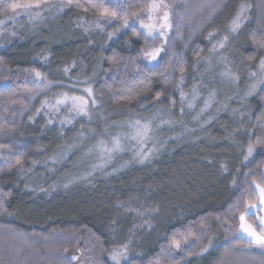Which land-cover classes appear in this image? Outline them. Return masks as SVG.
Returning <instances> with one entry per match:
<instances>
[{"label":"trees","instance_id":"obj_1","mask_svg":"<svg viewBox=\"0 0 264 264\" xmlns=\"http://www.w3.org/2000/svg\"><path fill=\"white\" fill-rule=\"evenodd\" d=\"M230 2L233 15L238 3L252 7L236 50L254 65L264 56V0ZM23 3L39 7L14 14L10 6ZM148 4L0 0V21L56 9L43 12V20H15L0 32V264H74L67 254L75 251L83 264H264V249L238 235L243 206L257 196L249 185L264 186V143L258 142L264 141V85L249 96L237 121L207 125L202 142L171 144L173 152L152 166L115 163L106 177L88 184L68 183L55 165L82 122L58 127L41 113L28 119L30 99L46 93V83L67 85L66 79L102 84L111 108L175 112L206 44L192 36L167 47L155 65L141 64L139 53L151 40L121 26L122 18L143 13ZM91 22L100 28H90ZM228 103L233 110L235 100ZM219 143L228 155L217 150L214 170L204 169L206 152ZM246 219L256 225L253 216Z\"/></svg>","mask_w":264,"mask_h":264},{"label":"rangeland","instance_id":"obj_2","mask_svg":"<svg viewBox=\"0 0 264 264\" xmlns=\"http://www.w3.org/2000/svg\"><path fill=\"white\" fill-rule=\"evenodd\" d=\"M106 1L115 5L123 0ZM153 2L154 0H149L147 8L139 14L138 19L136 16L127 18L126 26L123 23L125 18H122V29L129 28L142 34L146 40H151L150 43L146 42L144 50L139 53L138 60L141 64L147 67L155 65L167 47L180 42L186 44V40H193L192 36L206 44L203 54L193 61V83L188 84V90L179 91L180 105L175 112L165 113L160 108L148 111L142 108L125 109L122 106L111 108L102 84L82 83L81 79H66L67 85H63L64 81L57 84L46 83L44 86L47 92L30 99L31 104L26 110L29 120L41 113L48 124H56L58 127L82 122V128L73 136L72 144L62 151L61 158L55 164L60 170L58 172L63 170L62 177L70 184H88L94 179L104 178L110 172V166L115 163L136 162L142 166H152L153 161L161 160L173 152L171 144H181L184 147L186 143L190 145V142H202L203 137L199 136L207 125L218 120L230 123L237 121L240 113L247 108L249 96L264 85V71L260 69L264 56L253 65L236 50L241 41L238 33L251 18L250 4L238 3L233 15L234 8L230 0H163V4L168 5L167 8L150 12L149 6ZM155 2L159 3L160 0ZM52 10L56 9L35 10L30 17H21L27 16L21 12L3 18L0 21V32L8 23L20 18L29 22L43 20L45 16L42 13ZM165 13L168 15V27L162 28ZM48 15L52 16L53 13ZM237 15L240 16V26L233 31L232 25ZM142 24H154L155 29L150 34ZM89 27L100 28L99 22H91ZM245 33L244 46L248 44ZM156 49L160 51L155 59L146 55ZM244 71L246 73L243 75ZM32 80L37 82L36 85H42L40 78L33 77ZM53 88L58 90L52 91ZM229 100H235L233 110ZM225 114L229 115L226 117ZM145 124L150 126L151 131L149 138L141 143L136 138L137 129ZM114 138L120 142L118 148L114 147ZM210 148H213V152H206L207 159L204 163L201 162L204 169L209 171L215 168L211 160L216 156L217 150L228 155V147L222 143ZM142 153H147V156ZM201 165L198 167L202 171ZM215 174L219 177L218 173ZM202 179H207L205 174H202ZM248 216H253L257 224L259 211ZM239 229L240 220L238 235L249 242L248 237ZM67 256L74 264H83L80 251L68 252Z\"/></svg>","mask_w":264,"mask_h":264},{"label":"snow or ice","instance_id":"obj_3","mask_svg":"<svg viewBox=\"0 0 264 264\" xmlns=\"http://www.w3.org/2000/svg\"><path fill=\"white\" fill-rule=\"evenodd\" d=\"M34 6L39 7V4L38 3L37 4H33V3L12 4L10 7H11L13 13L15 14L16 9H31ZM167 7H168V5L163 4V0H160L159 3L155 2V0H154V2L149 6V10H150V12H155L161 8H167ZM103 14L108 15V16H115L116 15L115 12H107V10H105V12ZM133 15H135L137 17V19L139 18V14L134 13ZM163 20H164V23L161 25V27L162 28L168 27V23H167L168 15H167V13H165ZM239 21H240V16L237 15V17L233 21V25H232L233 31H235L237 28H239V26H240ZM123 23L126 26L128 24V19L125 18ZM142 27L147 29L150 34L155 29L154 24H142ZM160 34L163 35V32H161ZM225 39H227V38H225ZM261 47H264V44H262ZM159 51H160L159 49H156L153 52L146 53V55H148L152 59H155V57L159 53ZM260 69H261V71H264V60L261 61ZM37 75L39 76V73H37ZM137 124H139V122H137ZM150 131H151L150 126L148 124H145L142 127H139L137 129L136 138L139 139L141 143H144L146 141V139L149 138ZM258 142L264 143V141H259V140H258ZM113 143H114V147H116V148L119 147L120 142L118 139L114 138ZM109 151H111V149H109ZM248 151H249V154H251V152H252L251 146L249 147ZM142 155L146 157L147 153H142ZM253 185H249V188L253 192H256L257 196H256L255 200L244 204L243 211L240 213V216H239V220H240L239 231L248 237L250 243H255V244L259 245L260 247L264 248V216H258L257 217V224L255 226L253 224L248 223V221L246 219V216H248V215H255L257 210L264 211V186H262L261 184L255 183V181H253ZM257 227H259V229H260L259 231L256 230ZM177 246H179V245L177 244ZM112 259L117 260V256L114 254L112 256ZM117 264H118V262H117Z\"/></svg>","mask_w":264,"mask_h":264},{"label":"crops","instance_id":"obj_4","mask_svg":"<svg viewBox=\"0 0 264 264\" xmlns=\"http://www.w3.org/2000/svg\"><path fill=\"white\" fill-rule=\"evenodd\" d=\"M263 173H264V169H263ZM258 211H259V216H264V211H260V210Z\"/></svg>","mask_w":264,"mask_h":264}]
</instances>
